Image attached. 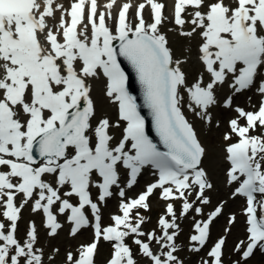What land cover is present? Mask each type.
I'll return each instance as SVG.
<instances>
[{"label":"snow or ice","instance_id":"snow-or-ice-1","mask_svg":"<svg viewBox=\"0 0 264 264\" xmlns=\"http://www.w3.org/2000/svg\"><path fill=\"white\" fill-rule=\"evenodd\" d=\"M232 3L234 7L225 0H175L174 23L179 34L191 38L198 32L202 41L198 59L203 72L189 84L180 66L187 61L173 60L166 36L159 30L166 18L165 5L157 0L137 6L134 25L128 20L132 5L120 6L115 34L106 21L113 19L116 0H108L99 11L97 0H74L70 10L55 0H0V169H8L0 171V198L6 197L3 217L10 221L7 232L0 223V264H43L42 254L34 248V222H30L23 244L15 236L21 209L34 197L32 211L43 213L49 236L57 235L62 227L53 206L58 205L61 215L69 213L71 235L89 226L90 212L97 241L102 237L116 242L108 264H136L125 243L128 237H133V244L151 264H183L175 255L180 231L177 221L192 211L202 214L196 202L208 205L210 198L205 192L213 190L202 167L206 149L183 108L211 125L210 109L217 106V93L223 92L225 85L232 95L223 107L231 108L233 95L256 85L258 76L264 77V0ZM146 5L151 8L152 23H146L142 15ZM204 7L206 12L201 11ZM189 8L191 19L185 20L182 14ZM57 11L61 12L58 23ZM186 23L192 25L190 31L183 30ZM117 40L118 50L113 45ZM118 57L125 58L136 72L164 151L145 132L144 118L128 91V78ZM100 79L104 80L103 96L118 106L119 119L112 123L102 118L93 125L96 101L90 81ZM256 91L261 96L256 111L233 109L237 116L229 121V128L238 139L225 149L230 165L227 183L236 185L232 196L246 198L247 243L236 245L240 260L234 264H246L254 250L264 253V78ZM121 122L122 135L114 144L109 130L120 128ZM231 134L225 133L224 139H232ZM34 153L41 158L40 164ZM145 167L156 170L157 181L125 202L121 173L127 175L126 187L131 188ZM45 175L52 181H45ZM66 186L63 196L77 198L78 204L62 198ZM93 188L98 192L95 201ZM113 188L121 198L122 215H113V225L101 228L100 204L114 195ZM157 189L160 198L168 201L166 215L158 220L160 235L143 232L144 217L137 212L133 222L131 215L136 209L150 210L148 200ZM193 193L195 201H190ZM18 194L24 197L20 207L14 204ZM174 200L182 202L179 217ZM220 214L222 207L218 206L207 220L194 223L196 234L189 237L190 251H201L210 224ZM234 219L231 217L229 224ZM145 235L148 242L140 239ZM152 241L160 247L159 255L151 250ZM224 244L221 237L207 254L210 260L202 264H223ZM96 249V242L83 247L75 264H94ZM72 259L69 253L68 260Z\"/></svg>","mask_w":264,"mask_h":264},{"label":"bare ground","instance_id":"bare-ground-1","mask_svg":"<svg viewBox=\"0 0 264 264\" xmlns=\"http://www.w3.org/2000/svg\"><path fill=\"white\" fill-rule=\"evenodd\" d=\"M209 0H206V2ZM74 0H62L61 5H65L68 4L70 5L71 3H73ZM157 2L163 3L165 5L164 8V17L166 18L163 22V24L160 26L159 30L161 33H163L166 36L167 39V47L171 50L172 53V57L173 60H186L187 63H182L180 66L182 67V69L186 72L187 75L192 76V72L196 71L197 68V61L195 59V54H196V48L195 46H198L202 41H201V37L199 36L198 32L196 34H194L191 38L185 37V36H181L179 34L180 32V28L179 26L175 25L174 23V19L172 17V7H173V0H157ZM232 0H225L226 4H231ZM56 3V2H55ZM108 3V0H98V11L99 10H104L103 6L105 4ZM125 3H130L132 6L129 9V13H128V20L130 23H132L133 25L135 23H137L136 20V9L137 6L145 3L144 0H116V4L114 5L113 9H112V15H113V19H109L106 21L108 27L113 31V34H115V27H114V21L116 20V16L119 13L120 10V6H122ZM57 4V3H56ZM234 6V4L232 5ZM169 9V10H168ZM168 10V11H167ZM149 11V13H148ZM201 11L206 12V8H202ZM150 12L151 9L149 8L148 5L145 6L142 15L145 19L146 23H152L151 17H150ZM60 15L61 13H59L58 11L56 12V23L59 22L60 19ZM183 15V14H182ZM191 16H187L185 18V20H190ZM87 21L85 20V23ZM49 23H53V21H49ZM192 25L191 24H185L184 25V31H190L191 30ZM174 66V65H173ZM203 70L200 66L199 63V73H202ZM199 75V74H198ZM206 73H205V79H206ZM197 77L193 78V80L195 81ZM192 81V82H194ZM104 83H102V79L97 80V81H93V92H92V96L93 99L96 101V117L95 119L92 121L93 125H95L97 123V121L99 119L102 118H107L110 122L115 123L118 118L114 117V108L113 105L108 103L107 100L105 99V97L103 96V91H104ZM183 93V90H181ZM185 102H187V96L185 95ZM250 104L255 105L256 104V96L253 97L251 99ZM184 114L186 116V118L189 120V122H191L195 128V131L199 132L201 138L203 139V141L206 144V148L204 146V148L206 149V160L204 162L209 176L213 179L214 181V187L216 190H222L223 186L221 183V178L222 176L225 174L226 171V159L225 157L223 158L220 149H218L217 147V142L219 143V133L222 129H226L229 130V127L227 125V116L229 117V115L232 114V109L231 108H220V107H216L214 108V113H212V124L208 127V125L205 124L204 121L200 120L199 118L195 117L189 110L188 108L185 106L183 108ZM214 120H216V123H213ZM217 122L219 124V126L217 127ZM205 130L207 131L206 134L204 133ZM109 132L112 134V136L115 137V141H117L119 139V128H112L109 130ZM209 132V133H208ZM208 133V134H207ZM258 133L255 132V135H257ZM45 181H51L49 179L50 176L45 175L43 176ZM146 180H144L143 178L141 179V181H138L137 183H135L130 190H139L143 188V183ZM13 183H17V180L14 179ZM53 186H55V184H53ZM67 188V186L65 187ZM65 188L61 190V196H63V192L65 191ZM64 197V196H63ZM213 197V196H211ZM24 198L22 194H18L15 199H14V204L15 205H19L21 203V199ZM212 200V198H210ZM4 200H6V197L4 198H0V217L2 216L3 219V224H5V231L7 230V223L8 220H6L3 217V212L6 210V208L4 207ZM161 201V200H160ZM213 201L217 202L219 201V199L216 197H213ZM239 201L238 198H234V200H229L228 201V208L231 209L233 207V205L237 204V202ZM115 200L114 197H111L109 199H107V202L104 203L103 206V213H105L107 210L111 209V208H115ZM28 207V206H25ZM55 207V206H53ZM32 213L35 215L40 214V212H33ZM34 215H31L30 218H33ZM102 215V212H101ZM61 217L64 216L60 214ZM42 224L44 225L43 221H41ZM221 222V221H218ZM35 223H37L38 225H40L39 221H35ZM41 226V225H40ZM42 227V226H41ZM237 227H238V223H237ZM86 238H91L90 235V231L87 228H84L83 230L78 231L77 235L72 236L71 234L66 237H63V241L65 243L63 244H58L57 248L60 250H63L64 247L66 245H73V242H77L75 245H79L81 243H83V241ZM207 248L205 250L206 253H208L210 251V247H211V241L212 239L209 237V239L207 240ZM106 246V244H100L99 246V250L98 253H100V250L103 249ZM97 253V255H98Z\"/></svg>","mask_w":264,"mask_h":264},{"label":"rangeland","instance_id":"rangeland-1","mask_svg":"<svg viewBox=\"0 0 264 264\" xmlns=\"http://www.w3.org/2000/svg\"><path fill=\"white\" fill-rule=\"evenodd\" d=\"M196 48V46H195ZM197 56H195L196 59ZM197 61V68L196 71L199 74V61L198 59H196ZM192 76H189L186 74L188 83L191 84L193 83L192 81L193 78H195L196 73L192 72L191 73ZM216 108V106L214 107ZM211 113H214V109L210 110ZM213 123H216V120H214ZM225 129H222L219 133V143L217 142V147L218 149H220L222 156H226V151H225V144L227 143L226 141H223L221 138V133L224 131ZM206 130H205V134H206ZM209 133V132H208ZM207 133V134H208ZM224 138V135H223ZM206 160V157L204 158V161ZM203 161V162H204ZM221 183H222V190H216L215 187H213L212 193L215 194V196H217L216 194H219V196L217 197L218 199H220V205L223 207L224 212L227 213H231L232 215H234L232 212L236 213V221L233 224V226L230 228V232H229V228L224 226L222 228V233L227 235L226 237V252L223 258L224 264H234V262L239 261L240 260V254L238 252L235 251V246H233V242L238 239L239 236H241V231L239 230L241 223L243 222V218L239 220L238 217V210H234V208L231 209L232 212H229L228 205L225 203V199H227L229 197V188L226 190V179L225 176L223 175L221 178ZM225 183V185H224ZM211 191H207L206 194L208 192ZM205 194V195H206ZM24 200V198H23ZM23 200H21V203L23 202ZM34 202L33 200H30V204L28 205V207H24V209L22 208V212H20L21 218H20V222L17 224V230L15 233L16 238L18 239V241L23 244L25 240H27V232L29 230V224L30 222H34L36 230H37V243L34 245V248L39 250L38 254H42V260H43V264H72L70 263V261L68 260V254L73 253L76 251L77 247L75 246V244L77 242H73V245H66L64 247L63 250H60V248L58 249L57 246L58 244H63L65 243L63 241V237L66 236L68 237V233L65 230V221L64 218L59 217V212H58V206L55 209H53L54 214L57 216V220L58 222L62 225V227L58 230V234L55 236H49L48 235V229H46L41 221H45V217L43 215V213L41 212V215H39L37 213V215L32 213V204ZM198 202V201H197ZM167 201H162L161 205H155V196L153 197V199L149 202L150 205V210L145 211L144 209H137L133 214H132V218H133V222H135L136 219V213L139 212V215L144 217V223L141 226V230L145 233H149V232H155L157 235L161 234V229L158 226V220L161 216H164V210H166V205H167ZM197 205V203H196ZM213 204H211L212 206ZM236 206V205H234ZM238 206H236V208L238 209ZM210 208L212 207H208L206 210V213L210 210ZM31 215H34L33 218H30ZM178 216V215H177ZM179 217V216H178ZM168 219H171L170 217H166ZM35 221H39L40 225H38L37 223H35ZM188 216L179 218L177 223L179 224V234L175 239V243L177 245L178 251L175 253V255L183 261V264H186V256H187V252H190V247H192V244L188 241H184L185 240V235L182 232V230L184 228H186L190 233L193 232L191 226H189L188 228ZM3 220L0 217V223H2ZM225 222V221H224ZM241 222V223H240ZM237 223L240 225L237 227ZM220 224V228L222 227V222L219 223ZM10 226V221H8L7 223V230L8 227ZM227 229V231H226ZM7 230L5 232H7ZM212 230H215V227H213ZM171 231V230H170ZM140 239L145 240V242H148L147 240V236L145 235L144 237H140ZM233 240V241H231ZM2 243V242H0ZM186 243L187 244V248L183 246V244ZM131 248H132V252H133V257L134 260L136 261L137 264H144L145 261H150L148 258L143 257L140 252H139V248L138 246H136L135 244H131ZM150 246H151V250L159 255L160 254V247L155 243V241L150 242ZM104 249V248H103ZM166 251V249H165ZM260 254H256L252 257H250L246 264H264V259H259ZM193 263L192 264H200L202 262V258L198 257L196 259H193ZM69 261V262H67ZM76 261V260H75ZM241 264H244V262H241Z\"/></svg>","mask_w":264,"mask_h":264},{"label":"water","instance_id":"water-1","mask_svg":"<svg viewBox=\"0 0 264 264\" xmlns=\"http://www.w3.org/2000/svg\"><path fill=\"white\" fill-rule=\"evenodd\" d=\"M117 50L119 46L115 44ZM118 62L120 63L122 69H126V76L128 78L127 87L130 94L136 99L138 110L145 120V130L147 134L158 143L159 136L157 135L152 119V114L149 108L144 103L143 99V89L139 83L138 77L134 68L128 63V61L123 57H118Z\"/></svg>","mask_w":264,"mask_h":264}]
</instances>
